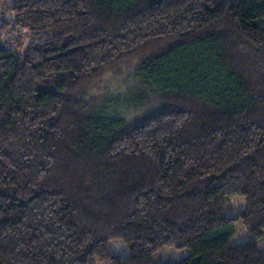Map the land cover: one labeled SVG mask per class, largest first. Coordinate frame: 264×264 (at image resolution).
Masks as SVG:
<instances>
[{
  "label": "trees",
  "instance_id": "16d2710c",
  "mask_svg": "<svg viewBox=\"0 0 264 264\" xmlns=\"http://www.w3.org/2000/svg\"><path fill=\"white\" fill-rule=\"evenodd\" d=\"M0 264H264V0H11ZM127 122L84 100L134 61ZM135 106V107H140ZM241 221L251 239L231 245ZM120 240L129 255L109 252Z\"/></svg>",
  "mask_w": 264,
  "mask_h": 264
},
{
  "label": "rangeland",
  "instance_id": "374dc122",
  "mask_svg": "<svg viewBox=\"0 0 264 264\" xmlns=\"http://www.w3.org/2000/svg\"><path fill=\"white\" fill-rule=\"evenodd\" d=\"M12 5L11 0H0V24L13 21L15 18L14 12L7 9ZM22 37L23 47L34 41L30 31L26 28H20L13 25L8 27V30L0 34V43L8 49H15L17 43L14 39ZM22 50V47H17ZM141 63V60L132 63L118 66L117 68L103 74L101 77L93 81L84 92V100L89 104L97 106H110V114H117L120 118L127 122H135L155 108V103L149 102L145 105L133 102L131 96L137 89L136 69ZM140 107H135V106ZM251 239L250 234L239 221L235 225V234L230 240V244L240 245L248 242ZM109 252L118 257L129 255V250L126 245L120 240H113L108 245ZM190 255V250H178L174 247L165 248L152 257L153 264H165L172 261H178ZM96 264H109L104 262H96Z\"/></svg>",
  "mask_w": 264,
  "mask_h": 264
}]
</instances>
